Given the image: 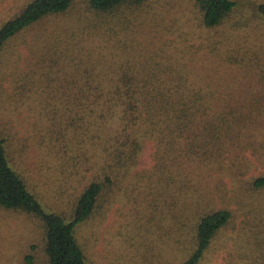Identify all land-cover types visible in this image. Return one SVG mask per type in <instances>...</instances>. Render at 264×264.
<instances>
[{
	"label": "trees",
	"instance_id": "1",
	"mask_svg": "<svg viewBox=\"0 0 264 264\" xmlns=\"http://www.w3.org/2000/svg\"><path fill=\"white\" fill-rule=\"evenodd\" d=\"M238 4L29 0L0 24V207L42 223L46 264H92L81 227L120 200L153 264H264V28Z\"/></svg>",
	"mask_w": 264,
	"mask_h": 264
},
{
	"label": "rangeland",
	"instance_id": "2",
	"mask_svg": "<svg viewBox=\"0 0 264 264\" xmlns=\"http://www.w3.org/2000/svg\"><path fill=\"white\" fill-rule=\"evenodd\" d=\"M27 1L0 0V24L15 15ZM263 1L238 0L234 14L236 20L243 19L249 23L244 26V31L255 36L260 35V30L264 28V14L259 12V5ZM15 110H18L15 122L19 136H33V128L29 124L32 112H27L25 107ZM151 152L150 146H147L134 172L150 167ZM28 155V162L34 167L38 155L33 149ZM50 195L48 193L47 197L50 198ZM44 233V227L36 217L0 207V264H46ZM81 236L92 264H153V249L149 242L152 235L138 226L136 205L133 203L123 200L116 202L103 219L91 220L83 225ZM184 259L182 252L170 247L164 253L163 263L179 264ZM209 259L207 264H220L218 255L211 253ZM155 264H159V257L155 258Z\"/></svg>",
	"mask_w": 264,
	"mask_h": 264
}]
</instances>
